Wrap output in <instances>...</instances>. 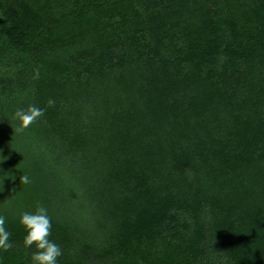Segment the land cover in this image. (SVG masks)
Returning a JSON list of instances; mask_svg holds the SVG:
<instances>
[{"label": "trees", "instance_id": "trees-1", "mask_svg": "<svg viewBox=\"0 0 264 264\" xmlns=\"http://www.w3.org/2000/svg\"><path fill=\"white\" fill-rule=\"evenodd\" d=\"M37 206L58 264H264V0H0V264Z\"/></svg>", "mask_w": 264, "mask_h": 264}, {"label": "clouds", "instance_id": "clouds-1", "mask_svg": "<svg viewBox=\"0 0 264 264\" xmlns=\"http://www.w3.org/2000/svg\"><path fill=\"white\" fill-rule=\"evenodd\" d=\"M51 103V102H50ZM43 115V110L35 105L27 109H18L12 115L16 121L15 132H24L33 122ZM27 174L20 176V183L29 184ZM20 226L25 231L23 245L25 248H35L31 255V264H58V258L63 255L61 247L49 239L52 221L48 209L37 206L34 212H24L19 219ZM5 219L0 216V250L7 251L12 247L9 237L11 233L5 228Z\"/></svg>", "mask_w": 264, "mask_h": 264}]
</instances>
